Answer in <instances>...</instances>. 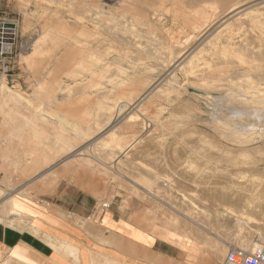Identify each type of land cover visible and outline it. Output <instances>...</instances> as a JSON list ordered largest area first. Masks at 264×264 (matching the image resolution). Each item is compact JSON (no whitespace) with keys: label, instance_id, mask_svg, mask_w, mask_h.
Here are the masks:
<instances>
[{"label":"rangeland","instance_id":"rangeland-1","mask_svg":"<svg viewBox=\"0 0 264 264\" xmlns=\"http://www.w3.org/2000/svg\"><path fill=\"white\" fill-rule=\"evenodd\" d=\"M88 1L93 9L102 5L100 0ZM1 2L5 7L0 9V23L13 25L14 27L8 30H16V35L9 37L13 41H7L5 44L7 46L3 45L4 55L0 56V74L7 70L4 77L0 75V97L3 94L22 96V103L15 106L10 103L11 107L24 111V119L38 116L40 122L37 131L40 137H51L54 133L61 131V128L65 130L64 134L72 140L73 145L82 150L80 152L82 156H77L76 160L82 161L83 164L88 165V168L92 166L94 169V186L111 189V196L120 195L122 192L128 193L129 196H142L141 198L146 204L155 208L154 210L157 211L162 222L166 223L169 220L173 223L174 221L176 227L189 229L192 237L200 234L198 225L206 227L207 238L211 235L216 236L227 245L222 255L218 257L221 260L223 256L225 258L229 244L237 243L240 240L238 239V229L234 225L237 220L246 223L247 227L249 226L251 229H260L264 237V133H262L264 124L259 122L258 124L254 115L245 113L238 116L239 114L237 112L235 114L234 111L240 105L242 109V104L251 100L245 81L246 83L251 82L250 78L257 77L258 74L264 72V58L259 51L262 49L260 48L261 41L256 29L250 27L249 17H242L238 22H233L223 34H219L216 30L218 24L216 25L215 19L209 15L202 20L203 22H199V35L189 46L191 53L193 52L189 60L191 65L186 64L184 68L178 69L155 68L154 77L144 85H136L131 91H118L112 94L113 86L121 81L122 73L130 72L132 66L136 65L135 60L145 57L142 47L133 45L134 41L131 45L126 44L129 37L116 30L111 31L110 34L102 29L101 34L104 37L100 38L101 43L99 44L93 40V52L106 57V62L100 63L98 68L94 66L93 69L96 68L98 73L103 72L105 76L114 80L97 89L98 92L96 89L86 87V81L76 83L73 78L69 77L76 66L67 56L68 41L62 31L57 32L63 39L60 49L52 54L36 57L35 64L30 63L37 42L48 25L59 23L72 25L74 22L73 17L68 13L66 3L57 4V1L54 0H1ZM158 2L159 0H155L156 6L159 5ZM108 4V7H104L105 11L111 10V13L116 17H125V19L121 18L124 22H126V18L130 21L136 17L133 11L118 9L111 6L110 3ZM168 6L171 8V4ZM216 6H219L218 2L207 0L202 10L206 8L207 11H211V8ZM164 15L162 14L161 24L158 23L155 26L158 36H162V34L166 36V31H163L164 27L162 26L164 22L166 30L172 24V19L170 18V20L167 15ZM90 16L91 29L93 30L95 27L93 22L96 23L97 19H101L103 15L97 14L94 10ZM259 16L264 17V9ZM105 17L107 18V16ZM138 28L144 32L148 30L144 26ZM178 30L180 31V28L175 29L174 33L177 34ZM230 32L236 36L241 34L246 36L249 46L248 50L243 53V57L246 61L252 62L254 66L261 67L260 69L255 70L247 63L239 62L233 56L221 55L224 36ZM5 34L7 35V32ZM197 41L199 42L197 43ZM123 49L125 50L124 54H122ZM116 50L119 51L116 52ZM199 51L200 53H198ZM40 52L44 53V49H41ZM128 53L131 55L128 56ZM118 57H121L120 61ZM219 58L221 65L217 66L216 64L220 63ZM122 59L128 64L124 63ZM122 61L124 64L121 63ZM226 64L235 66H231L230 69ZM210 67L213 68V71L209 70H212ZM199 72L201 76L198 74ZM196 73L197 75H195ZM89 79L91 78L89 77ZM40 85L43 86V90H37ZM259 87L264 88V82L259 83ZM51 88L52 90L49 91ZM70 89L71 91H69ZM146 91L151 93L148 98L144 99L143 97L137 101L136 105L128 106L117 120L111 125L105 126L109 118L115 115V112H109V105L115 104V99L119 95L137 98ZM227 92H231V95ZM35 93L36 97H34ZM244 104L245 108L246 104ZM4 108L9 110L7 106ZM10 114V118L5 121L0 118L1 129L5 130L14 121L20 120L15 118L16 114L11 112ZM236 115L237 117H234ZM229 116L232 120L228 119ZM66 117L65 120L68 123L64 127L58 125L59 119ZM225 119L231 122L236 120L235 123L240 122L239 124L242 123V125L257 126V132H253V136H255L254 133H259L255 136V141L253 140L247 145H238L232 141L228 137L230 135L227 132L228 127H223L224 121H228ZM97 122L105 126L100 132L97 131L99 128ZM76 126L77 129H80L79 131ZM87 129L89 132L96 130L97 132L95 131L93 134L98 138H94L92 134L93 136L87 140L79 141L78 134L81 135V130L87 132ZM222 129L226 130L227 135L218 132ZM111 134L119 136L126 145L116 147L110 141ZM3 137L7 145L4 150H0V153L7 164L19 160L16 165L8 167L16 175L25 174L28 170L25 171L24 168H31L33 158L48 154L47 148L35 140L28 141L26 138L11 140V134ZM223 137L227 138H225L226 141ZM228 138L229 141L231 140L230 142H227ZM134 142L136 143L132 144ZM244 153L247 156H244ZM93 158H96V161ZM66 159L65 157L59 160L58 165L64 164ZM45 167L41 166L36 170L42 171ZM149 194L154 195V198H149ZM173 207L175 208L174 212L170 209ZM226 211L230 212L228 215L231 213L232 215L231 218L223 222L221 216ZM192 222L197 225L191 224ZM246 237L248 236L246 235Z\"/></svg>","mask_w":264,"mask_h":264},{"label":"bare ground","instance_id":"bare-ground-1","mask_svg":"<svg viewBox=\"0 0 264 264\" xmlns=\"http://www.w3.org/2000/svg\"><path fill=\"white\" fill-rule=\"evenodd\" d=\"M54 1H57L56 2L57 4L66 3V7L68 8V13L70 16L73 17L72 19L74 22L72 23V25H66V24H60V23L48 25L46 28V31L41 35V38L37 42V47L33 51V56L30 59V63L35 64L36 57L46 56V55L52 54L56 50L60 49V47L63 43V39H62V37H60V35L57 32L62 31L64 33L63 35H64L65 39H67V41H68L67 42L68 46L66 49L67 56L72 59V61L74 62L75 66H76V68L73 69L71 71V73L69 74V77L73 78L76 81V83H83L86 81V84H87L86 87H88V88L91 87V88L97 90L99 88L106 86V83H112L114 80V79H111L110 77L105 76L103 74V72L98 73L97 70H95L96 68L93 69L94 66H96L98 68V65L100 63L106 62V59H105L106 57H103L102 55L95 54L93 52L94 51L93 50V45H94L93 40L95 41V43L99 44V43H101L100 38L104 37L101 34L102 29L108 31V33L116 30L117 32L121 33L122 35L129 37V39H128L129 41L126 40V44L129 43L131 45V43H133V41H134L133 45H138V46L142 47L143 53L145 54L144 58L141 57V58H138L137 60H135L136 65H134V67L132 66L130 72L122 73L123 76L122 77L120 76L121 81L118 82L115 86H113L112 94L117 93L118 91L119 92L131 91L133 89V87H135L136 85H144V83H147L150 79H152V77H154L153 73H154L155 68L157 69L158 67H163V68L178 69L181 67L184 68V65H186V64L191 65L189 63V60H190L191 54L193 52L191 53L189 46L199 35V29H200L198 26L199 22H203L202 20L206 19L209 15H211L215 19L216 23L215 22L214 23L216 25L218 24V27L216 28V30L219 32V34H223L226 31V29L229 26H231V24L233 22H238L242 17H249L250 27L252 29H256V32L259 35L258 38L261 41L260 48H262V49H259V51L262 53L263 58H264V17L259 16L261 11L264 9V0H213V1L218 2L219 6H216L214 8L212 7L211 11H207L206 8L202 10L203 5H204L205 1H207V0H159V2H158L159 5H157V6H156V3H154L155 0H100V3L102 5L99 7H96L95 9L92 8V6L90 5L88 0H72V1H70V0H54ZM108 3H110L111 6H114L115 8H118V9L122 8L123 10L133 11L135 13L136 17L132 18V20H130V21L126 18V22H124V21H122L123 19L121 20V18L125 19V17H116L113 13H111V10L105 11L106 9L104 7H108V5H109ZM168 4H171V8L168 6ZM94 10L96 11L97 14L103 15V17L101 19L98 18L96 23L93 22V25L95 27H93V30H92L91 29V22L92 21L90 19V17H91L90 13H92ZM63 11H64V9H63ZM162 14H165L169 17V19L170 18L172 19V24L167 30H166L165 22H164V25L162 24V26L164 27V30H163V28H162V30L166 31L165 32L166 36L165 35L163 36V34H162V36H158L157 33L155 32V31H157V28L155 26H157L158 23L161 24ZM202 14H204V15H202ZM105 16H107V18ZM191 17H192V19H191ZM140 26L147 27L148 30L146 32H144L138 28ZM155 28H156V30H154ZM177 28H180V31L178 30L179 32L176 34V33H174V30ZM1 30L3 31L2 33L4 35L3 38H5L6 32H7V34L10 33L9 35L12 37L14 35H16L15 34L16 30H6V29H1ZM216 30H214V31H216ZM3 40H6V39H3ZM141 40H143V41L140 42ZM107 41H108V39H107ZM110 42H111V40H110ZM198 42L199 41H197V43ZM122 44H123V42H122ZM3 45L7 46V45H5V43ZM222 45L223 46H221V52H222L221 55H225L227 57H228V55H230L231 57L233 56V57L237 58L239 60V62L247 63L248 65L253 67L255 70H258L261 68V67L254 66L252 62L246 61L245 58L243 57V53L248 50V46H249L248 39L243 34H241L240 36H236V34H234L232 32L228 33L227 35L224 36V41H223ZM106 46H107V44H106ZM46 47H47V49H45ZM41 49H44V53L40 52ZM97 49H98V47H97ZM109 49H111V48H109ZM118 51L116 50V52H118ZM124 51L125 50L123 49L122 54H124ZM196 51H197V49H196ZM105 52L107 53V51H105ZM116 52H114V53H116ZM131 53L130 54L128 53L129 54L128 56H130ZM134 53H136V52H134ZM139 53H141V51ZM198 53H200V51ZM125 54L127 55V53H125ZM221 55H219V56H221ZM217 56H218V54H217ZM120 58H119V61H120ZM133 58L136 59L137 57H133ZM133 58H131V59H133ZM221 58L223 59V57H221ZM122 60H124V59H122ZM215 61H217V60L215 59ZM218 61L220 62V58ZM192 62H193V60H192ZM121 63H123V61ZM124 63L128 64L127 62H125V60H124ZM222 63H224V62H222ZM123 64H122V66H123ZM238 64H239V66H241L240 63H238ZM216 65L217 66L221 65V62L219 64H216ZM226 65H229L230 69H231V66H233L230 64H226ZM212 67H213V64H212ZM212 67H210V68H212ZM229 67H228V69H229ZM191 68H193V67L191 66ZM191 68H190V70H191ZM214 69H215V67H214ZM209 70L213 71V68H212V70L211 69H209ZM205 71H204V73H205ZM171 74H172V72H171ZM189 74H191V73H189ZM198 74H200V76H201L200 72ZM208 74H209V72H208ZM208 74H207V76H208ZM195 75H197V73ZM168 76H169V74H168ZM192 76H194V75H192ZM89 77L91 79H89ZM178 79H180V78H178ZM185 79H186V77H185ZM250 79L252 81L251 82L249 81L247 83L245 81V84L248 85V87H246V88H247V93H248V95H250L251 100L249 102L245 103L246 105L243 103L246 106L245 108L243 107V104H242V109L244 108V110H242L240 108L241 105L240 106L238 105L240 109L238 108L239 109L238 110L236 108L234 111H235V114H236V112H237V114H239L238 116H242V114H245V113L249 114V115L250 114L254 115L256 117L257 123L259 122L261 124H264V88L259 87V83L264 82V72L258 74L257 77L250 78ZM95 80L98 82H96ZM215 82H216V80H215ZM210 84H211V81H210ZM162 86H163V84H162ZM193 86H195V85H193ZM261 86H262V84H261ZM37 90H43V86L40 85ZM51 90H52V88L49 89V91H51ZM228 90H230V89H228ZM69 91H71V89ZM153 91L154 90H152V92ZM230 93L227 92V94L231 95ZM183 94H185V93H183ZM150 95H151V93H149L148 91H146L142 96L137 97V98H134L133 96L122 97L119 95L115 99L116 100L114 102L115 104L109 105V112L110 113L115 112V115L111 116L109 118V121L107 122V124L105 126H109L115 120H117L121 116V114L123 113V110H125L128 106H134V105H136L137 101L141 100L143 97H144V99H146ZM234 95H235V93H234ZM36 96L37 95L35 93L34 97H36ZM179 96H181V95H179ZM112 97H113V95H112ZM237 97H240V96H237ZM22 98L23 97L18 95V94H16V95L3 94L0 97V116L2 115L1 117H2V119H4V121H5V119L10 118V114L3 115V112L5 110L4 107L5 106L9 107V111L11 113H13L16 111V109L11 107V104L13 106L20 105L22 103V100H21ZM177 98H179V97H177ZM107 99H110V98H107ZM163 99H164V97H163ZM25 100H27V99H25ZM104 101H101V102H104ZM29 103L31 104L32 102L29 101ZM104 105H105V103H104ZM139 105H141V104H139ZM228 105H230V104H228ZM31 106H33V105L31 104ZM102 107L104 108V106H101V108ZM49 108H50V106H49ZM231 113H233V112L231 111ZM229 115L231 116V114H229ZM104 116H106V115H104ZM230 116L228 119L232 120V118H230ZM234 117H237V115ZM48 118H50V117H48ZM54 118H56V117H54ZM65 119H67V117L59 119L60 122L58 123V125H60L61 127H64L68 123ZM228 119H225V120H228ZM50 120H52V119H50ZM59 120H57V121H59ZM235 121L231 122L228 120V121H224V123H223L224 124L223 127L226 126L229 129V130L227 129V132H229L228 134H230V135H228V137L232 141L237 143L238 145L239 144L240 145H247V144H250L253 140L255 141V138H256L255 136L259 133H257V134L254 133L255 136H253V132H257L256 131L257 126L255 127V125H242V123L241 124H239L240 122L235 123ZM39 122L40 121H39V118L37 115L33 116L31 119H29V118L23 119L20 122V125H19L20 128L14 134L12 133L11 137H10L11 140L14 138L19 139V140L26 138V139H28V141L35 140L36 142L40 143L42 146H45L48 150V154H45L42 156H37L36 159L33 158L31 168L26 167V168H24L25 171L26 170H28L29 172H31L33 170L36 171V168H38V167L40 168L41 166L44 167L45 165L47 166V164L53 163V165H54L55 163L59 162V160H62V158L64 159L65 157L67 158L66 161H68L71 159L76 160L77 156H82V155H80V152L82 150L74 149V148H76L75 145H73L72 140L64 134L65 130H62V128H61V131L59 130L60 132L58 131V132L54 133L51 137L50 136L49 137H40L38 134V131H37V129L39 128L38 127ZM257 123H256V125H257ZM6 124H7V121H6ZM12 124H19V123L14 121ZM97 125H98L97 127H99L97 129V131H99V132L101 129L103 130L105 127V126H102L101 123H99V122H97ZM53 126H54V124H53ZM60 126H58V128ZM73 126H75V125H73ZM100 126H101V128H100ZM259 128H260V125H259ZM23 129H25V133L27 132L26 134L23 133L25 135L20 134V132ZM76 129H77V126H76ZM74 130H75V128H74ZM77 130L79 131L80 129H77ZM88 130L89 129H87V132H84L81 130V135L78 134V136H77L79 141L83 142V141L87 140V138L92 137L93 135H94V138L97 137V136H95V134H93L96 130H94V132L93 131L89 132ZM225 131H224V129H222V131L220 130L218 132H222L224 134ZM83 132H84V134H82ZM262 133H264V132H262ZM218 134L221 135V133H218ZM222 136H220V137H222ZM229 138H228L227 142L231 141V140L229 141ZM226 139L224 141H226ZM110 141L116 147H121L123 145H126L125 141L123 139H120L119 136L116 137L115 134L110 135ZM135 143L136 142H134L132 144H135ZM107 144H108V142L106 143V145ZM106 145H105V147H106ZM209 146H211V145H209ZM112 148H113V146H112ZM109 149H110V147H109ZM243 155L245 156L246 154L244 153ZM258 155H259V152H258ZM260 156H261V154H260ZM249 157H250V155H249ZM87 159L89 160V158H87ZM93 159H94V161H96V158H93ZM245 175H247V174H245ZM240 176H242V175H240ZM244 177H246V176H244ZM261 181H262V179H261ZM228 213H230V212L226 211V212L222 213L221 219L223 222H225L227 219L231 218L232 213L230 215H228ZM219 219H220V217H219ZM249 219H247V220H249ZM235 220H236V218H235ZM240 221L241 220H237L236 223L234 224L235 227L238 229V231H237L239 233L238 239H240L237 243H234V244H236L240 247H244V248L264 245V237L261 233V230L257 229V228L251 229V228H249V226L247 227L246 223H245L246 224L245 225L244 223H241ZM251 222H253V221H251ZM245 227H247V229H245ZM235 235H236V233H235ZM246 235L248 237H246ZM225 246H227V245H225V244L222 245L220 243H216V246L212 247L211 249L216 254V256L219 257L224 252ZM228 247H227V250H228ZM223 259H224V256L222 258V263H223Z\"/></svg>","mask_w":264,"mask_h":264},{"label":"crops","instance_id":"crops-1","mask_svg":"<svg viewBox=\"0 0 264 264\" xmlns=\"http://www.w3.org/2000/svg\"><path fill=\"white\" fill-rule=\"evenodd\" d=\"M13 113L19 124L0 128V150L3 136L25 118L24 111ZM68 161L16 175L8 167L19 160L7 164L0 153V264H223L211 248L225 243L207 238L206 227L198 225L192 237L174 221L162 222L142 196H111V189L94 186L92 166Z\"/></svg>","mask_w":264,"mask_h":264},{"label":"built area","instance_id":"built-area-1","mask_svg":"<svg viewBox=\"0 0 264 264\" xmlns=\"http://www.w3.org/2000/svg\"><path fill=\"white\" fill-rule=\"evenodd\" d=\"M0 56L4 55L3 44H7V40H3L4 35L3 31H0ZM3 35V36H2ZM7 37H12L9 34ZM5 36V37H6ZM9 41V40H8ZM13 41V40H12ZM7 70L1 72L0 75L3 77ZM107 208L108 205H104V208ZM223 264H264V245L261 246H252L248 248L240 247L236 244H231L228 247V251L223 260Z\"/></svg>","mask_w":264,"mask_h":264},{"label":"water","instance_id":"water-1","mask_svg":"<svg viewBox=\"0 0 264 264\" xmlns=\"http://www.w3.org/2000/svg\"><path fill=\"white\" fill-rule=\"evenodd\" d=\"M14 26L13 25H9V24H1L0 23V31H1V29H6V30H8V29H10V28H13ZM1 33V32H0ZM4 39H8L9 41H11L12 39L11 38H9V37H5ZM7 40V41H8ZM2 48L0 47V50H1Z\"/></svg>","mask_w":264,"mask_h":264}]
</instances>
